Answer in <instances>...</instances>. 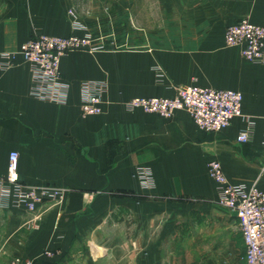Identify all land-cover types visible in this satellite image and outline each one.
I'll return each instance as SVG.
<instances>
[{
	"label": "crops",
	"instance_id": "crops-1",
	"mask_svg": "<svg viewBox=\"0 0 264 264\" xmlns=\"http://www.w3.org/2000/svg\"><path fill=\"white\" fill-rule=\"evenodd\" d=\"M242 19L264 26V0H0V53L37 33L88 35L103 47L61 59L63 104L30 95V68L18 55L0 70V178L16 151L18 183L64 191L39 213L0 209V264L43 250L54 256L35 264H244L239 223L215 205L207 174L216 160L230 183L264 191V65L224 46L226 27ZM88 81L108 90L102 113L82 117ZM191 84L241 92L243 118L207 133L183 111L165 119L124 108ZM244 117L254 128L241 144Z\"/></svg>",
	"mask_w": 264,
	"mask_h": 264
},
{
	"label": "built area",
	"instance_id": "built-area-1",
	"mask_svg": "<svg viewBox=\"0 0 264 264\" xmlns=\"http://www.w3.org/2000/svg\"><path fill=\"white\" fill-rule=\"evenodd\" d=\"M74 22L75 13L68 11ZM224 46L236 48L240 58L250 64L264 65V26L254 25L247 19L227 26ZM103 47L96 45L88 35L66 37L32 34L17 52L0 53V70H9L18 55L30 68L32 86L30 95L37 100L63 104L66 101L67 86L62 80L60 61L73 51L95 53ZM157 75L162 79L160 67ZM108 84L102 81L83 82L80 87L81 116H98ZM174 96L134 98L124 104L128 110L140 109L170 119L176 111H183L193 120L197 129L215 133L229 127L235 118H243L242 94L235 90H221L196 84L174 87ZM246 125L237 135L236 141L244 144L252 139L254 123L249 117ZM262 145L264 147V127ZM7 173L0 178V209L21 208L25 212L39 213L46 203H57L64 199V191L53 185L24 186L18 183V158L16 151L8 154ZM207 174L217 188L215 205L232 212L239 223L245 254L244 264H264V191L256 183L233 184L225 177L218 161L207 162ZM264 169V166L262 167ZM138 179L144 186H150V172L143 168ZM53 251L43 250L39 258L14 257L6 264H35L40 258H52Z\"/></svg>",
	"mask_w": 264,
	"mask_h": 264
},
{
	"label": "bare ground",
	"instance_id": "bare-ground-1",
	"mask_svg": "<svg viewBox=\"0 0 264 264\" xmlns=\"http://www.w3.org/2000/svg\"><path fill=\"white\" fill-rule=\"evenodd\" d=\"M17 59H18V57H17Z\"/></svg>",
	"mask_w": 264,
	"mask_h": 264
}]
</instances>
